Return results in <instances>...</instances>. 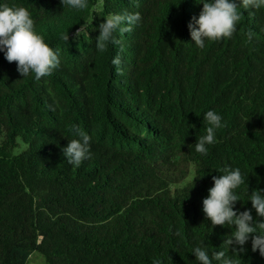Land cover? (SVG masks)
Instances as JSON below:
<instances>
[{
  "label": "trees",
  "instance_id": "16d2710c",
  "mask_svg": "<svg viewBox=\"0 0 264 264\" xmlns=\"http://www.w3.org/2000/svg\"><path fill=\"white\" fill-rule=\"evenodd\" d=\"M0 2L26 7L60 50L40 80L0 53V264H29L36 251L47 264H197L198 246L264 264L250 241L239 253L227 245L234 228L212 226L202 211L226 166L244 174L241 211L251 208L245 193L264 189V7L238 6L233 36L199 49L188 28L196 0H88L82 11L60 0ZM125 14L140 20L98 51L99 24ZM209 109L224 126L201 156ZM73 126L91 137L78 167L62 154Z\"/></svg>",
  "mask_w": 264,
  "mask_h": 264
},
{
  "label": "clouds",
  "instance_id": "9594fccd",
  "mask_svg": "<svg viewBox=\"0 0 264 264\" xmlns=\"http://www.w3.org/2000/svg\"><path fill=\"white\" fill-rule=\"evenodd\" d=\"M60 3L63 7L76 11H82L88 6V0H60ZM196 3L202 4V8L198 17H193L189 22L188 28L191 40L199 49H204L206 42L230 39L233 36L241 20L238 6H242L245 10L264 7V0H240L239 4L236 0H196ZM139 20V14L105 17L98 26L96 49L103 52L109 45L115 46L118 42L113 34L120 30V26H132ZM92 21L93 18L84 21L72 34V39H77ZM247 35L249 39L252 38L250 32ZM61 39L69 41V34H62ZM0 53H3L8 62H16V70L21 77L31 74L36 80L50 75L60 64L59 48L51 47L43 35L36 31L30 11L26 7L10 6L5 2H0ZM120 63L119 56L111 59V64L117 72ZM203 120L207 125L206 134L199 138L195 151L201 156H206L208 153L206 145L215 143L216 131L224 125L222 116L213 109L203 113ZM72 133L77 138L69 140L62 148V154L69 164L78 167L89 158L91 137L76 126H73ZM198 176L200 175L194 177V181ZM212 180L213 184L208 188V194L202 201L205 218L211 221L212 226L228 225L234 228L226 242L233 247V250L238 253L245 251V245L250 241L252 251L258 250L264 257V220L257 219L264 217V189L245 193L247 200L251 201V208L241 211L236 207L237 202L241 201V195L237 190L245 183L241 169L226 166L223 173L212 176ZM253 209L255 217L252 214ZM192 252L197 264H214V262L239 264L236 258L226 256L224 251H214L210 255L209 249L198 246L193 248ZM154 264H161V261L155 260Z\"/></svg>",
  "mask_w": 264,
  "mask_h": 264
},
{
  "label": "rangeland",
  "instance_id": "374dc122",
  "mask_svg": "<svg viewBox=\"0 0 264 264\" xmlns=\"http://www.w3.org/2000/svg\"><path fill=\"white\" fill-rule=\"evenodd\" d=\"M29 264H47V261L41 252L36 251L31 255Z\"/></svg>",
  "mask_w": 264,
  "mask_h": 264
}]
</instances>
